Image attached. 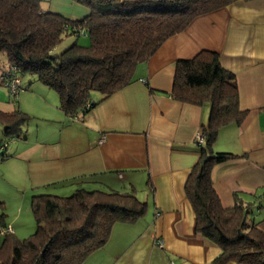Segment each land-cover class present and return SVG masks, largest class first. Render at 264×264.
I'll use <instances>...</instances> for the list:
<instances>
[{"label": "crops", "instance_id": "0c3cea01", "mask_svg": "<svg viewBox=\"0 0 264 264\" xmlns=\"http://www.w3.org/2000/svg\"><path fill=\"white\" fill-rule=\"evenodd\" d=\"M66 1L72 6L69 17L86 12ZM202 50L216 52L234 75L238 107L245 111L240 124L218 132L214 150L236 157L213 166V187L224 207L235 204L236 194L253 201L254 217L264 229V0H234L192 18L137 65L129 84L81 118L55 111L49 119L56 129H68L62 141L42 136L30 144L27 161L40 172L37 184L82 177L108 190L145 192L138 197L146 203L145 213L114 223L107 241L81 264H213L220 248L196 230L184 189L203 144L197 134L208 121L209 106L172 95L176 60ZM5 64L0 63V72ZM29 80L22 82L23 91L37 96ZM156 239H162V247Z\"/></svg>", "mask_w": 264, "mask_h": 264}, {"label": "trees", "instance_id": "16d2710c", "mask_svg": "<svg viewBox=\"0 0 264 264\" xmlns=\"http://www.w3.org/2000/svg\"><path fill=\"white\" fill-rule=\"evenodd\" d=\"M41 1L0 0V53L22 77L36 75L55 90L58 107L76 120L129 84L137 65L192 18L234 0H73L86 10L78 18L44 8ZM81 33L88 37L87 45L73 42L56 51L64 35ZM172 95L209 106L208 121L201 127L203 144L184 189L196 230L220 248L213 264H264V229L254 217L253 201L243 202L236 194L235 204L224 207L211 175L215 164L236 157L213 148L220 128L240 124L245 116L238 107L234 75L222 67L216 52L202 50L176 60ZM29 118L19 108L0 110V123L10 137H19ZM6 144L0 143L2 156H8ZM76 179L86 182L82 177L68 182ZM30 206L35 230L26 238L0 232V264H81L107 241L114 223L142 216L146 203L133 192L79 186L70 195L35 193ZM7 226L0 216V229Z\"/></svg>", "mask_w": 264, "mask_h": 264}, {"label": "rangeland", "instance_id": "374dc122", "mask_svg": "<svg viewBox=\"0 0 264 264\" xmlns=\"http://www.w3.org/2000/svg\"><path fill=\"white\" fill-rule=\"evenodd\" d=\"M41 6L49 10L67 15L72 11V6L66 0H42ZM87 45L89 39L84 34L64 35L57 44L56 51L60 52L71 43ZM0 63H6V58L0 53ZM8 64L6 63L5 66ZM23 83L27 84L29 79H33L32 87L38 94L19 91L15 98L9 97L8 89L0 84V108L15 109L18 106L30 114L31 118L24 125V132L19 137H10L4 133V127L0 123V143L6 142L4 152L9 155L2 156L0 153V216L9 225L18 238H26L35 230V220L31 211V196L35 193H52L59 195H70L74 190L83 186L85 189H105L98 183L86 182L84 184L74 182H58L50 185H40L35 182V176L40 173L38 168L27 161V151L33 141L47 136L52 140L62 141L68 129H56L55 111H59L58 95L55 90L45 86L36 80V75L25 73ZM41 103V104H35ZM57 103V104H54ZM23 104V106H22ZM49 104V105H48ZM59 115V114H57ZM82 114H79L81 118ZM52 117L51 119H49ZM39 135V137H38ZM19 152H21L19 154ZM116 190V189H115ZM124 192V191H122ZM137 197H143L144 193L136 191ZM253 211L255 209L253 208ZM1 240V235H0Z\"/></svg>", "mask_w": 264, "mask_h": 264}, {"label": "built area", "instance_id": "2783aa9c", "mask_svg": "<svg viewBox=\"0 0 264 264\" xmlns=\"http://www.w3.org/2000/svg\"><path fill=\"white\" fill-rule=\"evenodd\" d=\"M0 81L7 87L9 97L15 98L19 91L22 89L21 87V75L19 69L12 64H9L6 68L2 69L0 72ZM198 142H202L203 135L197 134ZM1 149V147H0ZM13 231V229L8 225L7 227H3L0 229V232ZM155 244L158 247L163 246L162 239H156Z\"/></svg>", "mask_w": 264, "mask_h": 264}]
</instances>
